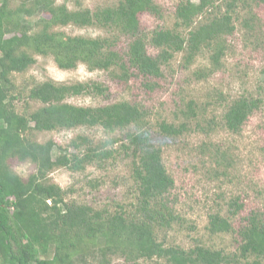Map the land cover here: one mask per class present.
I'll use <instances>...</instances> for the list:
<instances>
[{"label":"trees","instance_id":"1","mask_svg":"<svg viewBox=\"0 0 264 264\" xmlns=\"http://www.w3.org/2000/svg\"><path fill=\"white\" fill-rule=\"evenodd\" d=\"M219 1L225 12L194 27L196 19ZM254 6H264V0H182L173 28L147 32L141 19L161 16L158 0H119L94 10L71 9L56 0H0V264H85L92 255L100 258V264H110L116 257L127 264H264V217L253 213L237 230L232 217L244 207L239 198L228 203V216L211 214L207 227L213 236L237 233L234 249L202 241L185 248L161 238L182 219L170 198L175 180L146 127L144 106L127 99L99 106L69 102L80 96L109 100L110 87L95 81L17 82L39 56L52 58L62 70L84 64L91 71H108L124 85L140 80L146 90L158 87L164 67L179 52L186 53L190 65L208 50L213 73L221 66L241 10L250 11L252 17L244 22L254 28L249 24L257 17ZM39 13L36 22L30 21ZM70 25L99 28L107 34L85 37L61 31ZM152 48L159 50L157 55ZM17 102H23L24 109H18ZM262 102L242 94L226 103L223 127L241 132ZM200 108L191 100L183 111L187 121L176 125L164 120L160 129L169 136L181 135L189 120L199 119ZM78 128H102L108 134L120 131L124 136L97 143L79 134L66 146L35 138L38 133ZM119 142L118 148L113 147ZM121 154L132 159L137 196L130 208L118 204L114 210L96 209L69 200L68 191L50 180L57 169L77 173L92 165L101 168ZM11 160L29 161L36 172L25 179L13 170Z\"/></svg>","mask_w":264,"mask_h":264},{"label":"rangeland","instance_id":"2","mask_svg":"<svg viewBox=\"0 0 264 264\" xmlns=\"http://www.w3.org/2000/svg\"><path fill=\"white\" fill-rule=\"evenodd\" d=\"M71 9L111 6L119 0H56ZM182 0H158L162 9L160 17L144 15L142 25L147 32L162 28H173L175 12ZM224 4L210 9L194 23L212 18L225 12ZM256 19L254 28L246 27L245 20L252 17L247 9L241 10L235 20L236 30L227 38L228 50L223 56L220 68L210 73L212 63L208 50L186 63V53L179 52L164 67V75L158 87L146 90L140 80L132 79L129 85L114 80L108 71H91L81 64L74 70H62L52 58L39 56L37 63L17 82L28 84L52 80L58 84L77 82H100L109 86L111 95L105 97L80 96L69 100L80 106H99L120 100H131L144 106L148 112L147 129L155 143L162 149L163 160L168 172L175 180L171 195L172 205L180 215L181 225H175L166 236L168 243L189 248L198 241L218 248L234 249V234L211 235L207 230L209 216L216 212L228 216V203L236 198L243 203V209L232 217L238 230L246 224L248 217L258 213L264 217V6L253 7ZM212 12V13H211ZM40 13L31 18L36 22ZM71 36H105V30L94 27L70 25L61 28ZM187 35L186 30L182 31ZM128 42L124 38L123 44ZM155 55L158 49H151ZM201 72L197 75L196 73ZM242 94L262 99V105L242 131L234 133L223 127L222 116L226 103ZM199 103L200 117L189 120L188 129L178 136H169L160 129L161 123L179 125L187 121L183 115L191 101ZM18 109H24L23 102H17ZM33 107L38 106L32 104ZM83 134L100 143L110 139H121L124 133H106L102 128H78L43 132L35 135L38 142L54 140L66 146L77 135ZM120 142L113 147L118 148ZM109 146L108 148H111ZM56 153V152H55ZM132 159L121 154L115 161L110 159L105 167L88 166L83 172H71L60 168L50 174L51 182L68 191V199L96 209L114 210L118 204L131 207L136 203V183L132 177ZM15 172L27 179L36 172V166L29 162L11 160ZM175 200V201H174ZM99 258V257H98ZM100 259V258H99ZM89 256L88 263L100 264V260ZM84 264V263H81ZM110 264H127L124 259L113 258ZM140 264H153L141 261Z\"/></svg>","mask_w":264,"mask_h":264}]
</instances>
